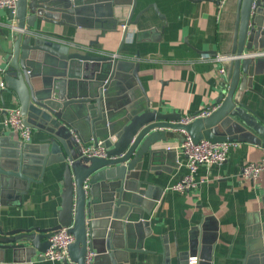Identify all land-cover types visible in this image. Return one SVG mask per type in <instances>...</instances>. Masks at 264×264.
Returning <instances> with one entry per match:
<instances>
[{
  "label": "water",
  "instance_id": "95a60500",
  "mask_svg": "<svg viewBox=\"0 0 264 264\" xmlns=\"http://www.w3.org/2000/svg\"><path fill=\"white\" fill-rule=\"evenodd\" d=\"M136 5L137 0H18L8 27L0 28V47L10 49L0 82L18 105L23 124L46 136L38 145L21 142L14 134L0 138V206L21 202L47 168L63 166L57 224L6 230L0 220L2 257L9 251L14 263L29 262L49 248L52 232L71 227L74 242L63 264H85L87 251L95 253L90 264H118L120 253L131 247L132 230L144 227L143 221H134L138 199L131 194L146 183L138 180L145 154L153 161L161 152H174L181 136L193 142L247 141L264 150V126L242 102L249 66L256 59L264 61L255 53L264 50V0H237L228 85L215 112L188 124L180 122L179 114L150 110L135 98L132 84L143 91L137 65L130 70L115 56L70 51L68 45L48 38L45 27L35 26L40 22L81 27L83 18L117 25L116 12L127 7L121 49L129 26L143 12L153 8L161 16L149 5L132 20ZM40 57L51 64L49 77L42 81L29 71L33 64L40 66ZM99 142L105 147L104 157L83 156L87 145L97 148ZM126 191L131 192L128 200ZM97 213L106 214V221H99ZM178 264H191L190 258Z\"/></svg>",
  "mask_w": 264,
  "mask_h": 264
},
{
  "label": "crops",
  "instance_id": "0c3cea01",
  "mask_svg": "<svg viewBox=\"0 0 264 264\" xmlns=\"http://www.w3.org/2000/svg\"><path fill=\"white\" fill-rule=\"evenodd\" d=\"M149 5H155L161 16L153 8L143 12L136 24L129 26L121 49L127 7L116 12L117 25L110 22L102 25L83 18L81 27L40 22L35 26L45 27L48 38L68 45L70 51L115 56L125 61L130 70L137 65L145 93L131 80L127 81L133 86L135 98L150 110L162 114L174 112L182 119L219 105L228 85L229 61L219 63L204 58H229L237 0H226L223 6L220 0H137L132 20ZM9 15L8 10L0 11V28L8 27ZM9 50L7 46L0 47V71L7 68ZM255 53L264 57L260 55L264 50ZM40 60V66L33 64L29 71L42 81L49 77L51 64L42 57ZM221 67L226 70L224 77L218 73ZM122 89L128 92L126 84ZM242 102L264 126V61L256 59L249 66ZM14 107L18 105L0 87V119L6 109ZM31 131L28 144L38 145L46 137L39 130ZM8 135L9 132L0 131V138ZM184 138L181 136L178 143ZM232 143L236 145L230 148L227 161L198 166L193 177L202 183L184 193L170 189L189 172L186 158L177 148L169 154L161 152L153 161L148 154L143 156L138 180L146 183H140L131 196L134 194L135 200L138 199L132 210L134 221L138 225L143 221L144 227L132 230L131 247L120 253L118 264H178L188 258H196L201 264H241L242 259L246 264H264V173L256 181L240 178L242 168L258 162L264 150L247 141ZM62 172V165L47 168L41 182L31 185L21 202L0 206V220L6 230L47 229L57 224ZM130 193L125 192L126 200ZM97 215L99 221H106V214ZM38 256L29 262L14 263L7 251L4 257L0 255V264H63L40 260Z\"/></svg>",
  "mask_w": 264,
  "mask_h": 264
},
{
  "label": "built area",
  "instance_id": "2783aa9c",
  "mask_svg": "<svg viewBox=\"0 0 264 264\" xmlns=\"http://www.w3.org/2000/svg\"><path fill=\"white\" fill-rule=\"evenodd\" d=\"M17 1L18 0H0V11L8 10L10 13H14ZM225 2L226 0H220V6H223ZM260 55L264 56V54ZM229 58L217 56L212 60H209V57L204 59L205 61L223 63L226 59L229 60ZM218 73L220 76H226L225 68H219ZM0 87L4 88V84L2 82H0ZM218 107L219 105L208 107L196 115L182 118L180 122L182 124H188L196 119L207 118L215 112ZM4 112L5 114L3 119H0V131L5 130L9 132V134H14L21 142H29L32 136V131L23 124L20 109L18 107H14L6 109ZM112 140L114 141V138ZM235 145L236 144L232 142L211 143L205 139L193 142L190 137L185 136V138L178 145L177 150L181 155L185 156L186 167L189 172L170 189L180 193L197 189L202 183V181L196 182L193 177L197 167L200 165L223 164L227 161L230 148ZM104 155L105 147L102 145V142L98 143L97 148L87 145L83 149V156L88 158H101L104 157ZM262 173H264V155L258 162L246 164L241 170L240 178L242 181H256ZM83 188L85 190L88 188L86 182L84 183ZM70 229L71 227H61L57 231L52 232L49 238V248L45 251V253L40 254L39 257L49 261H63L64 259H67L68 247L74 242V236L70 232ZM94 255V252L87 251L85 255V264H90ZM195 262L196 258H190V263Z\"/></svg>",
  "mask_w": 264,
  "mask_h": 264
}]
</instances>
